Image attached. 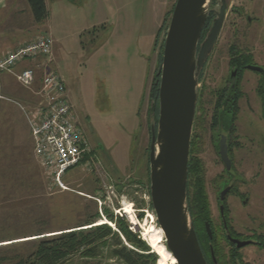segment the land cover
I'll use <instances>...</instances> for the list:
<instances>
[{"label":"rangeland","instance_id":"374dc122","mask_svg":"<svg viewBox=\"0 0 264 264\" xmlns=\"http://www.w3.org/2000/svg\"><path fill=\"white\" fill-rule=\"evenodd\" d=\"M176 1L90 0L84 7L85 1L77 0L69 22L56 15L57 27L51 33L55 68L65 80L76 119L89 130L94 152L68 171L65 188L54 183L34 153L22 108H32L33 102L25 101L21 83L11 79L16 94L0 91V256L6 257V263L17 264L22 254L30 253L31 239L86 224L94 214L100 215L96 224L103 218L104 223L115 225L106 216L107 207L130 221L158 255L159 264L151 243H166L150 192V128L153 118L159 117V104L154 111L151 93L158 84L155 76ZM231 4L200 79L198 105L202 101L207 113L206 136L214 104L221 91L228 90L230 73L238 67L235 57L249 55V63L264 67V0H231ZM213 7L219 9L220 0ZM239 71L238 124L245 144V184L240 185L242 196L232 193L227 198L226 213L233 235L247 238L253 232L264 234V108L258 92L263 75L246 66ZM204 139L207 221L215 235L217 256L223 264H232L233 255L239 264H264V248L248 244L237 250L226 241L216 198L219 186L210 184L221 166L212 164L210 143ZM128 203L136 223L123 211ZM66 264H79L78 258Z\"/></svg>","mask_w":264,"mask_h":264},{"label":"water","instance_id":"95a60500","mask_svg":"<svg viewBox=\"0 0 264 264\" xmlns=\"http://www.w3.org/2000/svg\"><path fill=\"white\" fill-rule=\"evenodd\" d=\"M213 2L176 1L158 69L159 117L153 118L150 128V192L166 247L176 258V264H209L189 208L188 172L201 73L216 46L231 5V0H220L219 9H215ZM212 11L215 17L201 41ZM247 67L264 71L259 65ZM223 155L226 158V150ZM224 225L229 241L237 247L255 242L234 238L226 219ZM206 230L212 238L209 221H206ZM211 256L214 264H219L212 245Z\"/></svg>","mask_w":264,"mask_h":264},{"label":"trees","instance_id":"16d2710c","mask_svg":"<svg viewBox=\"0 0 264 264\" xmlns=\"http://www.w3.org/2000/svg\"><path fill=\"white\" fill-rule=\"evenodd\" d=\"M28 1L35 19L38 22L44 21L48 17L46 1ZM207 22L209 23V19ZM207 27L206 24L203 32L207 30ZM234 61L241 69L245 64L251 62V58L249 55L238 54ZM159 77V74H156L155 80L158 81ZM258 92L261 95L264 108V75ZM151 94L156 101L155 111L158 110L159 104V84L154 83ZM225 94L224 91L223 95ZM236 94L238 97V93ZM221 107L220 104L219 110ZM93 153L92 151L87 155L83 162L89 159ZM188 200L201 247L206 251L212 263L210 247L215 240V235L211 239L205 228V222L209 219V203L205 187L198 184L192 195L188 196ZM105 211L107 218L115 225H110L107 222L96 224L97 219L100 218L97 213L85 220L86 224H80L52 235L36 237L31 239L34 241H32L30 253L22 254L17 264H66L76 258H78L79 264H102L104 259L108 261L107 264H111V260L120 261L122 264H156L158 255L152 251L142 236L131 228L130 221L124 215L119 216L107 207ZM212 245L217 256L215 244ZM262 245L264 246V243ZM233 258L236 259V255H233ZM233 258L232 264H236V262L239 264V261L234 262ZM217 259L219 264H223L218 256ZM5 261L6 257L0 256V264H10Z\"/></svg>","mask_w":264,"mask_h":264},{"label":"built area","instance_id":"2783aa9c","mask_svg":"<svg viewBox=\"0 0 264 264\" xmlns=\"http://www.w3.org/2000/svg\"><path fill=\"white\" fill-rule=\"evenodd\" d=\"M54 39L49 34L40 35L35 41L0 59V71H10L25 87H33L36 69L14 67L24 60H41L44 69L40 87L36 90L39 102L32 108L22 106L34 143V152L40 164L50 173L55 184L62 188L69 170L83 163L92 151L68 99L65 80L51 68Z\"/></svg>","mask_w":264,"mask_h":264},{"label":"flooded vegetation","instance_id":"af4514ba","mask_svg":"<svg viewBox=\"0 0 264 264\" xmlns=\"http://www.w3.org/2000/svg\"><path fill=\"white\" fill-rule=\"evenodd\" d=\"M216 1L217 0H214V2ZM230 7H232V4L230 5ZM214 17H215V12L212 11L209 17V23L207 22V26H208L207 30H205V32L202 33L201 41H203L204 38L206 37ZM249 64L252 63H247L245 64V66L247 67V65ZM253 65H257V64H253ZM204 68L201 73V80L203 78ZM234 71H236L237 73L236 75L233 76L232 74ZM258 72L264 75V71H258ZM239 74H240L239 67H234V70H232L230 73V78H229L230 84L228 90L227 89L222 90L223 92L221 91L220 93V96L222 95V97L219 96L218 100L214 104V111H212L210 123L208 124L209 128L207 127L210 131V134L209 135L207 134V136L204 129L206 123L205 116L207 115V113L206 112L204 113L205 110L202 109L203 108V105L201 103L202 101H199V105L197 102L196 115H195L193 133L191 139L190 156H189V172H188V196L192 195L193 190L198 184H202L207 192V187H208L206 182L207 166L204 157L205 156L204 138L207 137L208 138L207 141L210 143V147H211L210 153L214 156L212 164L214 166H219V165L221 166V169L217 171L215 175L212 177V181L210 182V184L219 186L216 198H217V202L219 203L220 215L222 218L226 241L230 243L232 247L236 248L237 250L240 249V247H237L236 244L231 243L227 237V233L224 225V219L228 221L227 213H226L227 198L232 193H237V195L242 196L240 193V185L243 186L245 184L244 169H243L245 144L240 141V137H239L242 128L240 127L241 125L238 124L239 98L235 95L237 93L236 90L239 80ZM224 91L226 92L225 95H223ZM199 96L201 99V89L199 90ZM220 104L222 107L219 110ZM76 124L81 128L83 135L89 142L88 128L84 126V123H82L81 120L76 119ZM241 124L243 125L244 122L241 121ZM242 134L243 133H241V135ZM224 150H226L227 152L226 158L223 155ZM246 201L247 200H245L244 203H246ZM205 226H206V222H205ZM229 230L234 238H238L241 240H253L255 242L251 244L258 245L261 248H264V246L262 245L264 243L263 233L257 234L256 232H253L251 236L247 238L246 237L243 238L238 235L237 236L233 235L230 228ZM213 237H214V232H213ZM213 237L211 239H213ZM202 250L209 264L212 263L214 264L212 260V256H211V260H212L211 263L206 251L203 248ZM210 254H211V247H210Z\"/></svg>","mask_w":264,"mask_h":264},{"label":"crops","instance_id":"0c3cea01","mask_svg":"<svg viewBox=\"0 0 264 264\" xmlns=\"http://www.w3.org/2000/svg\"><path fill=\"white\" fill-rule=\"evenodd\" d=\"M45 1L48 9V17L44 21L38 22L33 15L28 0H0V59L7 57V55H9L10 53L35 41L42 34H49L52 36V31L57 27V20L59 19L57 18L58 14H60V16H63L65 20L68 21V18H70L69 12H71V9L78 7V4L76 2L77 0ZM78 1H80V3H83L85 1L84 7L90 2V0ZM82 5L83 4H80V7L84 8ZM55 17L57 18L56 20ZM93 30H96V26L93 27ZM90 41L93 40L90 39ZM81 43L82 45H84V41H81ZM40 62H42V59L36 61L27 59L18 63L14 67V70L17 72L28 67H34L36 69V82L33 87L28 88L21 84V88L25 89L23 92L25 96L24 98L27 97L25 101L27 103L33 102V104H30V107H34L39 102L36 90L41 85L44 71V69L40 66ZM50 66L51 68L56 70L55 58ZM11 79L16 80L18 84H20L16 77L10 71H0L1 92L3 90L4 93H18L15 92V86L14 83H11Z\"/></svg>","mask_w":264,"mask_h":264},{"label":"bare ground","instance_id":"6f19581e","mask_svg":"<svg viewBox=\"0 0 264 264\" xmlns=\"http://www.w3.org/2000/svg\"><path fill=\"white\" fill-rule=\"evenodd\" d=\"M124 212H126L127 214L130 215V220L131 222L133 223H136V219L135 217L132 215V212H133V208H132V204L128 203L125 205L124 209H123ZM104 219L101 218L100 221H102L101 223H104L103 221ZM159 230H160V234L162 235V239H164V234H163V230L161 227H159ZM154 248H155V251L159 254L160 256V259H159V264H170L169 263V260L171 261V264H176L177 260L176 258L172 255V253L167 249L166 245L164 244V242H161V243H156L154 241H152L151 243Z\"/></svg>","mask_w":264,"mask_h":264}]
</instances>
